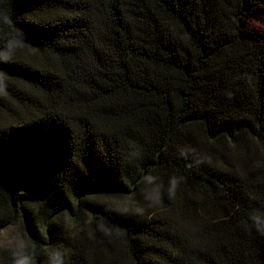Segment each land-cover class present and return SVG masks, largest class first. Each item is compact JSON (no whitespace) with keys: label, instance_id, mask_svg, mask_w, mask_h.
Returning <instances> with one entry per match:
<instances>
[{"label":"trees","instance_id":"16d2710c","mask_svg":"<svg viewBox=\"0 0 264 264\" xmlns=\"http://www.w3.org/2000/svg\"><path fill=\"white\" fill-rule=\"evenodd\" d=\"M261 17L264 0H0L11 264H264Z\"/></svg>","mask_w":264,"mask_h":264},{"label":"rangeland","instance_id":"374dc122","mask_svg":"<svg viewBox=\"0 0 264 264\" xmlns=\"http://www.w3.org/2000/svg\"><path fill=\"white\" fill-rule=\"evenodd\" d=\"M255 27L264 29V17H261L253 22ZM116 201V200H114ZM127 206V202L122 203ZM27 244L25 236L23 235L19 225H10L7 228L0 231V262L5 256H9L7 260L11 264L13 258V251L21 249Z\"/></svg>","mask_w":264,"mask_h":264},{"label":"clouds","instance_id":"9594fccd","mask_svg":"<svg viewBox=\"0 0 264 264\" xmlns=\"http://www.w3.org/2000/svg\"><path fill=\"white\" fill-rule=\"evenodd\" d=\"M174 183H175V181H173V184ZM252 219L257 222L258 231H260L261 234H264V227L259 226L262 223L260 218L259 217H253ZM16 264H30V259L27 256H25L24 258L17 259ZM52 264H63V254L60 253L59 251H57L52 258Z\"/></svg>","mask_w":264,"mask_h":264}]
</instances>
